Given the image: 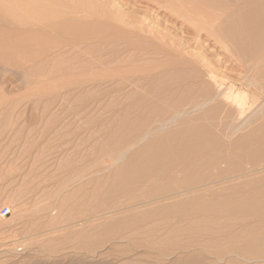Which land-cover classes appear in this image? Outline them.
<instances>
[{
    "label": "rangeland",
    "instance_id": "1",
    "mask_svg": "<svg viewBox=\"0 0 264 264\" xmlns=\"http://www.w3.org/2000/svg\"><path fill=\"white\" fill-rule=\"evenodd\" d=\"M158 2L0 0V264H264L230 253L249 234L264 233V221L249 214L180 221L152 202L93 219L92 206L110 183L155 146V136L177 130L161 123L206 85L191 61L240 83L234 64H214V42L200 40L193 21ZM172 91L178 95L168 101ZM251 92L264 105V95ZM3 208L10 217L1 216ZM131 222L137 227L126 233ZM205 228L212 238H203Z\"/></svg>",
    "mask_w": 264,
    "mask_h": 264
},
{
    "label": "bare ground",
    "instance_id": "2",
    "mask_svg": "<svg viewBox=\"0 0 264 264\" xmlns=\"http://www.w3.org/2000/svg\"><path fill=\"white\" fill-rule=\"evenodd\" d=\"M158 1L159 4L171 9L178 17L181 18L182 16L184 21H193L197 37L200 40L206 37L204 41L214 42V51H212L218 56L214 64L219 65L222 60L234 64V67L239 70L237 72H241L240 83L230 82L231 76H224L223 73V76L218 74L215 69L208 65V62L204 64L197 60L199 57L195 58L197 61L194 60V65H192L193 61L189 60L192 62L190 65L199 71L198 77L195 76L197 78H207L205 81L202 80L206 82V85H202L201 88V85L197 84L202 89L201 92H198L197 95L193 93L195 97L192 96L195 99L191 97L194 100L185 99L183 105H179L178 109H175L173 114L171 113L172 115L169 113L171 117H167L168 119L165 118L166 120L163 121L159 113V120H156L157 118L155 120L159 121L156 123L160 124V119H162L161 129L164 127L169 128L167 125L171 124L175 127L178 126L177 130L174 127L173 130L169 129L171 132H162V135L155 136L158 140L155 139V142L151 143L155 144V146L152 145L153 148L147 145L145 149H149L148 151L143 149L141 153L139 152L140 160H132L133 162L129 160L131 162L128 163L129 166L125 165L128 171L125 169V174H122V170L120 178L116 179L113 185L109 182L111 187L113 186L109 189L111 191L106 192V195L107 193L108 195L102 197L98 204L95 203L97 205L92 206L93 219L109 216H114V219H116L117 214L122 215L124 212H131V210L149 206L152 202H158L164 203L163 206H165L162 209L159 208V211L173 209V213L177 212L173 219L180 221L194 216L215 219V217H235L239 214L248 217L249 214L250 217L256 220L255 223L261 221L260 224H262V221H264V105L262 103L257 104L259 98L252 92L250 93V90L261 92L264 95V0H233L235 3L229 0L228 4H226L227 0L224 1L226 3L222 0ZM230 3L232 6L230 5L229 9L223 7L225 5L228 7ZM218 13L220 15H217ZM186 18L187 20H185ZM76 32L77 30L75 34ZM203 32L208 35L206 36ZM73 41H75V38ZM203 57L201 60H204ZM186 64L188 67V63ZM214 64L211 63V65ZM169 65H171V62ZM226 76L229 78L227 79ZM195 89L193 88L192 92ZM190 90L188 91L190 92ZM172 92H174L173 95L171 94L172 98L168 101L174 98V94L177 96L176 93L179 91ZM164 93L166 94V92ZM166 98L168 97L165 96V102H167ZM175 105L178 106V104H174L172 107L174 108ZM167 106L168 108L171 107L170 105ZM167 106L165 105V107ZM159 108L162 114H165L164 110H161V105ZM151 110L153 111V109ZM191 111H194L193 113H196L197 116L188 117L187 119L186 117L192 113ZM181 116L185 117L186 120L180 121ZM150 129L153 130V128ZM153 186H156L155 192L150 190ZM100 191L103 192L101 188ZM110 204H113V206L108 207ZM127 219L134 221L132 218L126 217L125 220L127 221ZM134 223L137 224L138 221ZM134 225L131 222V227ZM137 225L132 228H130V225L126 226L123 231L126 233L131 229L133 231ZM254 226L253 229H256L257 226ZM194 228L197 229V226ZM191 229L189 228L190 233ZM203 230L204 232L205 230L208 231L206 228ZM209 231L205 232V236L202 234L203 238L211 236L210 234L213 231ZM218 232L221 233L222 231L218 230ZM251 232L254 233V230ZM259 232L261 233V230ZM261 234V236L255 234L254 240L250 234L251 239H249L247 234L246 237L248 238L244 237L242 241L244 243L240 242L241 245L238 243L239 245L237 244L235 248H233L235 245H231L233 250L230 253L250 254V256L254 255L256 259L258 257V259L263 260L264 233ZM115 235H113V239H115ZM200 236L198 237L200 238ZM165 238H167V235ZM248 255L246 256L249 257Z\"/></svg>",
    "mask_w": 264,
    "mask_h": 264
},
{
    "label": "built area",
    "instance_id": "3",
    "mask_svg": "<svg viewBox=\"0 0 264 264\" xmlns=\"http://www.w3.org/2000/svg\"><path fill=\"white\" fill-rule=\"evenodd\" d=\"M11 209L10 208H3L2 211H1V216L3 218H8L11 216Z\"/></svg>",
    "mask_w": 264,
    "mask_h": 264
}]
</instances>
